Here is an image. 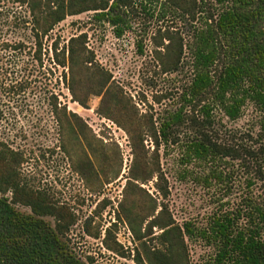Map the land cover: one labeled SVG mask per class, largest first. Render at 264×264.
<instances>
[{
    "label": "trees",
    "instance_id": "obj_1",
    "mask_svg": "<svg viewBox=\"0 0 264 264\" xmlns=\"http://www.w3.org/2000/svg\"><path fill=\"white\" fill-rule=\"evenodd\" d=\"M139 1L153 0H0V59L5 54L24 61L19 67H2L4 75L11 70L13 78H0V90L14 95L25 91L29 75L42 67L50 50L73 101L89 108L91 95L101 98L98 114L116 122L130 138L133 161L115 216L132 232L136 245L128 255L133 250L138 264H191L188 239L194 237L212 248L207 264H264V0H216L222 10L215 14L206 10L188 44L179 34L157 31L155 58L162 71H179L188 46L194 72L180 94L179 107L156 119L149 112L140 114L112 73L95 62L88 32L72 36L65 44L52 38L45 48L58 24L90 11L94 21L122 37L133 26ZM203 3L162 1L191 23L204 15ZM249 103L261 114L259 129L249 134L251 143L234 145L226 139L214 111L235 120ZM49 105L56 122L66 127L67 137L82 150L75 170L93 189V182L100 181L94 159L104 155L103 140H97L101 143L97 146L82 118L68 112L57 96L52 94ZM169 157H175L172 162L182 179L194 175L209 188L225 181V167L237 162L250 174V190L237 205L220 202L205 226L191 220L178 222L166 202L171 191L162 160ZM26 161L23 152L0 139V264H88L68 238L78 222L76 212L46 189L31 185L21 172ZM153 179L160 196H151L145 213L128 198L140 196L141 184ZM116 226L117 222L106 228L103 243L125 257L124 246L113 233ZM87 232L101 237V232Z\"/></svg>",
    "mask_w": 264,
    "mask_h": 264
},
{
    "label": "rangeland",
    "instance_id": "obj_2",
    "mask_svg": "<svg viewBox=\"0 0 264 264\" xmlns=\"http://www.w3.org/2000/svg\"><path fill=\"white\" fill-rule=\"evenodd\" d=\"M162 1L137 2L139 13L133 26L119 38L110 26L94 21L92 11L68 16L52 31L45 41V48L50 47L52 38H60L65 44L72 36L88 32V47L94 52L95 62L112 73L114 82L123 88L126 99L137 106L140 114L149 112L155 119L159 118L179 107L180 94L192 80L194 71L190 50L185 46L184 63L179 71L164 73L155 58L154 35L159 29L168 30L174 35H181L188 44L195 29L200 27L202 17L207 15L205 11L215 14L222 10L216 0H204V15L191 23L164 6ZM51 55L52 52L47 50L42 67L29 75V85L21 94L0 90V139L4 138L13 148L24 153L27 161L22 164L21 172L33 187L46 189L56 200L68 204L76 212L78 222L68 238L80 257L88 264H138L133 259V250L128 255L136 245L132 232L125 221H118L115 216L118 203L124 199L126 176L133 161L129 135L116 122L98 114L100 97L91 95L89 108L73 101L61 76V69L50 59ZM10 56L4 54V59H0V78H13L11 70L5 76L2 67H9L10 64L19 67L18 64L24 63ZM52 94L59 98L62 106H67L68 112H76L82 118L86 133L95 138L97 146L101 145L97 140L104 142V155L94 159L96 170L101 175L100 181L93 182V189L75 170V162L82 150L67 137L66 127L60 126L51 113L49 102ZM214 114L226 139L234 145L251 143L249 134L259 129L261 114L253 104L246 105L235 120H230L221 110L216 109ZM146 144L151 146L149 141ZM172 153L175 156V152ZM174 158H163L162 162L168 173L171 191L166 202L178 222L191 220L205 226L219 210L220 202H231L232 207L241 200V195L250 190V174L237 162L225 167L228 174L225 181L209 188L194 179V175L182 179L178 165L172 162ZM141 186L144 189L142 194L128 199L129 203L136 200L138 207L146 213L151 196L160 195L154 179ZM21 208L31 211L28 207ZM115 222L117 226L113 233L124 246L125 257L107 249L103 243L106 228ZM87 230L101 232V237L95 238ZM188 244L191 264H207L213 251L205 240L194 237L188 239Z\"/></svg>",
    "mask_w": 264,
    "mask_h": 264
}]
</instances>
